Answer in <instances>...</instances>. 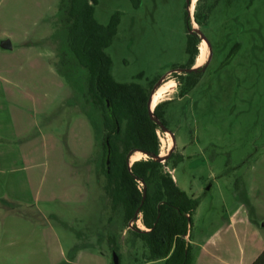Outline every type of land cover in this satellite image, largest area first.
I'll list each match as a JSON object with an SVG mask.
<instances>
[{"label": "rangeland", "instance_id": "obj_1", "mask_svg": "<svg viewBox=\"0 0 264 264\" xmlns=\"http://www.w3.org/2000/svg\"><path fill=\"white\" fill-rule=\"evenodd\" d=\"M58 3L0 0V145L21 150L20 158L11 151L7 164L0 165V180L24 175L31 180L24 203L8 195L11 185L1 188L0 227L9 228V239L26 236L30 243L0 242V264H110L112 259L107 237L117 230L119 214L103 192L100 113L81 98L83 70L74 61L62 62L68 52L60 40L63 31L52 28ZM191 5V29L195 24L209 53L186 95L180 97L176 80L183 72L163 78L162 83L175 82L162 97L170 100L162 111L175 140L173 154L183 157L174 169L166 162L164 170L198 199L192 241L221 225L240 204L264 238V0H196ZM186 11V0H137L136 5L98 0L94 17L100 24L119 13L117 33L105 49L113 78L148 87L186 63ZM196 12L205 15L200 26ZM4 41L9 48L1 47ZM157 133L165 156L172 136L161 129ZM16 217L20 221H13ZM137 219L116 232L120 264L145 261L141 241L130 233L146 230L140 215ZM31 252L37 257L23 256Z\"/></svg>", "mask_w": 264, "mask_h": 264}, {"label": "trees", "instance_id": "obj_2", "mask_svg": "<svg viewBox=\"0 0 264 264\" xmlns=\"http://www.w3.org/2000/svg\"><path fill=\"white\" fill-rule=\"evenodd\" d=\"M132 1L136 5L137 0ZM97 3L98 0H59L55 15L57 19L52 23V28L56 31L60 27L63 31L60 40L68 52L64 51L66 55L62 57V62L68 64V61H74L79 70L85 73V87L80 92L83 102L100 113L103 136L101 171L105 178L103 192L111 210L119 214L117 230H109L107 241L112 251L118 253L120 264L116 232L119 229L122 232L140 214L146 230L135 229L130 230V233L141 241L144 248L145 261L141 264H190L193 255L186 236L189 238L191 234V217L198 199L181 190L164 170L166 162L170 161L174 169L183 159L181 154L174 156L172 152L164 163L153 159L154 155L160 154L161 144L157 133L160 128L149 116L147 101L159 77L148 87L136 82H117L113 78L110 71L112 61L105 49L111 45L117 33L119 13H114L107 24H100L94 17ZM204 19L205 15L201 16L198 12L194 14L199 26ZM185 28L187 60L172 70L191 68L198 54L200 38L190 32L188 10ZM231 54L232 51L229 58ZM202 71L198 68L183 72L176 78L180 97L196 85ZM60 72L67 83L74 87L69 75ZM141 76L137 75L138 78ZM169 101H161L153 109L154 115L164 125L166 122L162 108ZM106 137L110 146L108 166L105 164ZM137 150L148 153V158L129 165L128 154ZM113 221L110 217L109 222ZM118 237H121V233ZM251 264H264V250Z\"/></svg>", "mask_w": 264, "mask_h": 264}, {"label": "crops", "instance_id": "obj_3", "mask_svg": "<svg viewBox=\"0 0 264 264\" xmlns=\"http://www.w3.org/2000/svg\"><path fill=\"white\" fill-rule=\"evenodd\" d=\"M194 2L192 0L191 9L193 8ZM193 26L194 29H196L195 24ZM206 50L207 51L202 65L205 64V61L208 57V47ZM196 57L191 68H200L202 66L196 64ZM168 73H171V70L162 75V77L160 78L161 83L158 87H160L167 81L172 80L168 79L162 83L163 78H165ZM165 99L168 98H164L161 101H164ZM16 150L19 153H15H18L20 158L21 150L19 148H14L9 145H0V165L2 166L4 165V163L7 164L10 152ZM4 180H12V182H6ZM33 182L35 183L36 180H33ZM3 184L6 185L7 189L10 185L12 186V189H10L12 190V193H10L9 190L7 192L11 198L17 201L24 203L27 201L26 196L29 193L31 194L30 189L28 188L31 184V180H29L26 175L16 176L13 179L0 180V194L2 192L1 188ZM13 221L18 222L20 221V219L16 217ZM22 223V225L25 224V222ZM0 228L2 229V237L0 239L2 246L5 242L7 243L9 241L10 244L15 243L16 241L18 243H30L28 237L26 236H23L16 240L12 238L9 239L8 237H6L9 228L5 225L1 226ZM29 230H33V232L35 233V237H37V226H32L31 228H29ZM186 241L190 244V246L193 247H191L193 256L190 264H251L256 259V257L264 250V238L261 235V231L256 226L255 222L251 219L248 209L243 204H240L239 207H237L231 214L227 216V218L221 225H219L210 233L199 237L196 241L191 240L190 234L189 238L188 235L186 236ZM2 246L0 248L4 249V247ZM26 255H28L29 257H37V253L35 252L25 253L23 256Z\"/></svg>", "mask_w": 264, "mask_h": 264}, {"label": "water", "instance_id": "obj_4", "mask_svg": "<svg viewBox=\"0 0 264 264\" xmlns=\"http://www.w3.org/2000/svg\"><path fill=\"white\" fill-rule=\"evenodd\" d=\"M190 5H191V0H186V8H187V10H188V15H189ZM190 32H192V33H196V34L198 35V37L200 38V41H201V40H204V41L206 42L204 36L200 33L199 29H197V30H196V29H195V30H194V29H191ZM1 47H2V48H9V47H10L9 42H7V41L2 42V43H1ZM205 65H206V64L202 65L200 68L203 70L204 67H205ZM197 69H198V68H179V69L171 70V72H177V71H180V72H190V71H194V70H197ZM160 83H161V79H159V81L154 85V87H153V89H152V91H151V94H150V96H149V98H148V101H147V107H148V113H149L150 118H151L153 121H155L156 124H158L159 128H160L163 132H168V133H170L171 136H172L173 146L170 148V150L168 151L167 155H165V156H160V154H159V155H154V156H153V159H154L155 161L163 162V161L167 160V158L169 157L170 153L172 152L173 147H174V145H175V140H174V137H173L172 133H171L170 131H168L167 127H165V125L162 124L161 121H160V120L154 115V113H153V109H154V108L151 107V101H152V95H153V92H154V90L160 85ZM107 106H108V103H107ZM105 144H106V147H107V152H106V156H105V164L108 166V164H109V158H110V146H109V142H108V137H106V139H105ZM134 152H141V153H143V154L149 156V154L146 153V152H144V151H139V150H137V151H132V152H130V153L128 154V156H127V157H128V161H129V165H131V164L133 163V162L130 161V157H131V155H132ZM142 185H143V184H142ZM111 258H112V259H111V263H112V264H119V256H118V253L115 252L114 250H113L112 253H111Z\"/></svg>", "mask_w": 264, "mask_h": 264}, {"label": "bare ground", "instance_id": "obj_5", "mask_svg": "<svg viewBox=\"0 0 264 264\" xmlns=\"http://www.w3.org/2000/svg\"><path fill=\"white\" fill-rule=\"evenodd\" d=\"M195 0H193L194 2ZM195 30V29H194ZM207 44L204 40H201V42L199 43L198 46V56L196 57V64L200 65L203 62L205 53H206V49H207ZM174 88V82L172 80L167 81L166 83H164L163 85H161L160 87L156 88L153 92L152 95V101H151V107L154 108V106L159 103V101L162 99V97L166 94V93H170L172 92ZM166 135H168V132H164ZM170 135V134H169ZM168 135V136H169ZM171 139V138H170ZM168 141V139H167ZM145 154L141 153V152H134L131 157H130V161L134 162L136 160H140L141 158H143ZM161 156V155H160Z\"/></svg>", "mask_w": 264, "mask_h": 264}, {"label": "flooded vegetation", "instance_id": "obj_6", "mask_svg": "<svg viewBox=\"0 0 264 264\" xmlns=\"http://www.w3.org/2000/svg\"><path fill=\"white\" fill-rule=\"evenodd\" d=\"M174 147H175V146H174ZM174 147H173L172 152L174 151ZM172 152H171V153H172ZM171 153H170V154H171ZM139 215H140V214H139ZM139 215H138V216H139ZM140 217H141V216H140ZM138 221H139V219H135V220H133V221H131V222H135V223H136V222H138Z\"/></svg>", "mask_w": 264, "mask_h": 264}, {"label": "built area", "instance_id": "obj_7", "mask_svg": "<svg viewBox=\"0 0 264 264\" xmlns=\"http://www.w3.org/2000/svg\"><path fill=\"white\" fill-rule=\"evenodd\" d=\"M173 177V176H172ZM140 186H142V183H139ZM132 222H130V225H131Z\"/></svg>", "mask_w": 264, "mask_h": 264}]
</instances>
